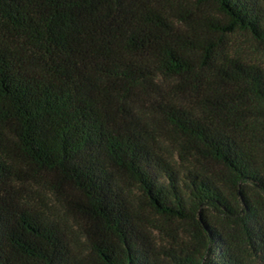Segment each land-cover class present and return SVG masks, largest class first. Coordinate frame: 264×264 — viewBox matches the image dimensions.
<instances>
[{"label":"trees","instance_id":"obj_1","mask_svg":"<svg viewBox=\"0 0 264 264\" xmlns=\"http://www.w3.org/2000/svg\"><path fill=\"white\" fill-rule=\"evenodd\" d=\"M196 3L221 19L181 0H0V264H258L243 243L264 264V64L229 39L264 45V0ZM153 118L218 170L180 173ZM22 176L71 191L85 251L26 206ZM125 180L155 213L194 221L198 245L155 254Z\"/></svg>","mask_w":264,"mask_h":264},{"label":"rangeland","instance_id":"obj_2","mask_svg":"<svg viewBox=\"0 0 264 264\" xmlns=\"http://www.w3.org/2000/svg\"><path fill=\"white\" fill-rule=\"evenodd\" d=\"M186 3L195 15L211 16L221 19L216 9L210 4L197 5L196 0H181ZM230 42L234 49L250 62L264 64V45L255 41L250 35L237 33L230 36ZM150 114L146 113V119ZM152 116L149 117L151 119ZM154 119V118H153ZM153 123L158 133L159 152L180 173L188 171L207 172L213 174L218 170L216 166L195 155L185 154L182 149V141L177 134L166 127L163 123ZM18 180V188L24 195L23 198L28 208L40 213L57 224L65 233L68 241L76 251H85L87 242L85 237V222L79 216L73 214L67 207V201L73 197L71 191L58 194L50 188L44 178L26 180L22 176ZM121 188L125 196L130 199L135 211L136 219L143 231L144 239L155 254L164 255L165 252L186 251L194 249L198 245V230L194 221L167 218L155 213L143 201V195L138 187L129 180L121 182ZM211 219L218 229L230 236L238 237L240 230L235 223L223 217L211 214ZM241 241L242 239H238ZM241 251L245 258L259 264L255 250L250 246L241 244Z\"/></svg>","mask_w":264,"mask_h":264}]
</instances>
